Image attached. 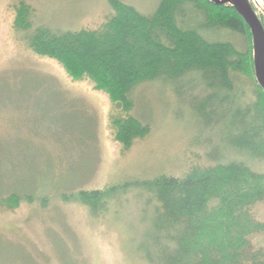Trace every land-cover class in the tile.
<instances>
[{"label": "rangeland", "instance_id": "374dc122", "mask_svg": "<svg viewBox=\"0 0 264 264\" xmlns=\"http://www.w3.org/2000/svg\"><path fill=\"white\" fill-rule=\"evenodd\" d=\"M20 1L32 6L35 25L58 32L93 30L114 12L108 0H0V202L12 193L35 199L0 205V264H153L146 256L155 252L159 232L153 225L156 206L146 204L149 194L134 188L98 214L61 195L133 177L183 175L192 165L215 163L218 149L221 161L246 160L264 173V160L226 149L222 128L206 130L195 116L193 100L206 90L195 74L134 90L131 113L152 131L124 148L115 140L110 115L118 107L108 92L37 55L26 33L16 30ZM123 1L147 14L160 0ZM249 1L264 13V0ZM219 35L246 46L241 34ZM236 86L245 93L244 103L253 97L250 78L239 75ZM254 211L264 221V203Z\"/></svg>", "mask_w": 264, "mask_h": 264}, {"label": "trees", "instance_id": "16d2710c", "mask_svg": "<svg viewBox=\"0 0 264 264\" xmlns=\"http://www.w3.org/2000/svg\"><path fill=\"white\" fill-rule=\"evenodd\" d=\"M108 2L114 12L100 27L58 32L35 25L32 6L20 1L14 8L15 28L26 33L37 55L57 60L72 77L89 78L108 92L118 107L110 115L111 126L124 148L152 131L131 113L134 90L144 83H178L195 74L206 90L192 107L206 130L222 128L226 149L264 160V89L255 78L251 28L233 4L160 0L145 14L123 0ZM253 10L264 25V13ZM222 32L241 34L246 46H236ZM239 75L254 83L246 103L236 86ZM215 153V163L192 165L183 175L127 178L61 197L81 201L98 214L112 198L134 188L149 194L146 204L156 206L153 225L159 232L155 252L146 256L153 264H264V221L254 211L264 203V173L246 160L221 161L220 150ZM23 200L35 199L12 193L0 205L18 207ZM257 237L263 238L258 244Z\"/></svg>", "mask_w": 264, "mask_h": 264}, {"label": "water", "instance_id": "95a60500", "mask_svg": "<svg viewBox=\"0 0 264 264\" xmlns=\"http://www.w3.org/2000/svg\"><path fill=\"white\" fill-rule=\"evenodd\" d=\"M249 24L253 34L255 78L264 89V25L249 0H228Z\"/></svg>", "mask_w": 264, "mask_h": 264}]
</instances>
